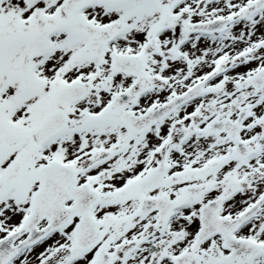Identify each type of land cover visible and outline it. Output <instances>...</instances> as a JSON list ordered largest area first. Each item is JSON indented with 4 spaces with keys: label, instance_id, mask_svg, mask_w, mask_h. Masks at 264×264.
Here are the masks:
<instances>
[{
    "label": "snow or ice",
    "instance_id": "obj_1",
    "mask_svg": "<svg viewBox=\"0 0 264 264\" xmlns=\"http://www.w3.org/2000/svg\"><path fill=\"white\" fill-rule=\"evenodd\" d=\"M0 264H264V0H0Z\"/></svg>",
    "mask_w": 264,
    "mask_h": 264
}]
</instances>
